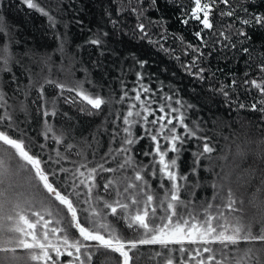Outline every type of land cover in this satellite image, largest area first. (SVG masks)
<instances>
[{"label": "snow or ice", "instance_id": "1", "mask_svg": "<svg viewBox=\"0 0 264 264\" xmlns=\"http://www.w3.org/2000/svg\"><path fill=\"white\" fill-rule=\"evenodd\" d=\"M64 2L48 0V7H44L39 0H21L22 5L46 17L50 29H56L60 24L58 15L52 13L62 14L60 5ZM67 2L73 6L76 0ZM164 3L179 8L178 20L182 25L195 26L192 34L198 44L180 39L185 44L184 54L188 55L189 50L193 53L191 63L183 67L198 81L206 79L205 69L199 66L201 57L206 55L202 49L212 45L217 50H235L251 57L250 48L245 46L251 37L245 29L264 30V13L251 12L243 6L238 10L232 0H188V3L164 0ZM159 7L160 0H128L126 5L117 8L116 18L105 9L106 23L111 25V31L102 26H97L95 31L88 29L91 34L84 45L94 47L99 54L91 63L92 70L100 73L101 80L114 70L118 61L122 74L124 61L129 59L133 66L145 67L147 60L140 59L134 52L122 57L117 47L125 35L132 40L148 39L151 44H159L158 40L150 38L148 27L154 23L163 28L164 21H152L145 15ZM238 11H243L245 16L240 17ZM125 12L136 17L129 32H125L118 22ZM226 18H232L233 22L223 23ZM145 19L149 20V25L144 23ZM235 21L244 27L236 28ZM77 23L83 25L81 20ZM56 38L63 51L64 38L59 34ZM16 43L14 33L0 17V264H94L98 254L100 264H139L144 255L141 246H158V250L148 257L155 259L156 264H177V253L178 264H264V175L259 177V184L255 185L249 199V203L258 209L257 214L246 219L244 209L237 207L244 201L238 200L231 187V171H225L223 167L220 171L215 170L213 161L216 158L212 154L216 148L210 143L211 137L201 135L205 129L198 121H193L192 125L186 122L187 113L197 108V104L174 100L176 94L173 93L160 97L164 103L153 109L152 105L157 103L153 99L156 93L143 83L142 72H136L137 86L130 90L134 96H129L121 79V95L116 103L135 102L128 104L125 115H117L111 120L109 150L97 161L100 129L92 134L91 141H83L84 148L66 142V131L57 129L47 119L58 114L54 98L50 108L47 102L40 106L41 135L46 142L50 140L62 146L64 153L76 149L74 154L80 160L71 161L59 148L51 149L44 159L48 144L40 143V152H34L31 137L16 119L19 110L25 114L27 122L29 114L25 100L36 86L31 71L24 69L29 83L21 87L14 71L17 65L23 67L14 50ZM256 68L258 74L255 77L246 71L242 81L233 79L227 86L221 84L210 90L223 95L229 104V89L241 87L249 94L256 90L258 97L250 106L238 103V107L264 114V58ZM92 70L84 69V78L76 80L74 86L45 77L36 88L38 98L45 99V86L52 85L59 90L57 98L63 96L64 102L81 114H100L112 99L100 91L92 92V88L101 87L92 77ZM65 92L75 95L64 96ZM21 93L25 100L19 102L17 109L9 101ZM142 93L146 94L143 100ZM157 111L162 114L157 115ZM63 116L67 121L72 119L67 112ZM150 116L153 118L149 119ZM119 120L122 124L117 125ZM136 127L142 129V135L134 133ZM103 132L108 133V128L103 127ZM143 139L150 141L142 153L149 158L147 163L135 157V146ZM190 141H197V147L191 153L187 171H182L180 160ZM87 150H91V159ZM236 155L245 157L247 153L238 147ZM256 156L264 163V140L260 141ZM65 162L74 167H65ZM109 164L114 166H106ZM201 171L208 173L210 178L202 180ZM247 171V182L251 184L257 171ZM260 171L264 172V169ZM103 173L112 175L105 178ZM98 177L105 181L102 189ZM153 180L158 182L155 186ZM202 188H211V196L198 198L197 193Z\"/></svg>", "mask_w": 264, "mask_h": 264}, {"label": "trees", "instance_id": "2", "mask_svg": "<svg viewBox=\"0 0 264 264\" xmlns=\"http://www.w3.org/2000/svg\"><path fill=\"white\" fill-rule=\"evenodd\" d=\"M183 2L188 3V0H183ZM39 3L41 6L48 7V0H39ZM127 3L128 0H76L75 5L70 6L65 0L60 5L63 10L62 14L52 13L58 15L60 24L56 29H50L46 17L22 5L21 0H0V17L5 20L14 33L15 40L18 41L14 45V50L18 54L23 67L17 65L14 67V71L19 77L21 87L23 88L29 83V76L24 69H29L36 81V86L31 89L27 100L21 93L15 99L9 101L19 109V102L25 100L29 114L27 122L25 123V114L19 110L16 112V119L20 121V126L26 131L27 136L31 137L34 145L33 151L39 153V144L47 143L48 148L43 153L44 159H47L49 151L53 148H59L61 153H64L62 146H57L50 140L46 142L41 135L43 132V118L40 106L47 102L50 108L53 99L56 98L58 114L55 118L48 117L49 122L57 129L66 131V142L76 143L81 148L85 147L83 141L85 139L91 141L92 134L96 133L99 128L100 146L97 157L100 159L109 150L110 132L113 127L111 120L117 115L121 117L125 115L128 104L135 102L126 100L123 104L116 103L121 95L120 81L123 79L129 90V96H134L135 93L130 90L137 86L135 84L136 72L140 71L144 76L143 83L156 93L153 99L157 100V103L152 105L153 109H158L164 103L160 97L173 95V93L176 94L174 100L182 99L185 102L197 104V108L187 113L186 122L192 125L193 121H198L205 129L201 135L211 137L210 143L216 148V151L212 154L216 158L213 161L216 165L215 170L220 171L223 167L225 171H231V187L238 200L243 199L244 201L243 205L238 203L237 207H242L245 218L251 219L257 214L258 209L249 203L250 194L255 190V185L259 184V177L264 175V172L260 171L264 169V163H261L256 156L260 141L264 140V114L252 112L248 109H240L238 103L250 106L258 97V93L256 90H252L249 94L241 87H237L235 90L229 89L231 97V103L229 104L223 95L210 89L219 88L221 84L227 86L233 79L242 81L245 78L244 73L246 71L249 72L251 77L257 76L256 65L264 58V30L245 29L251 37L250 42L245 45L250 48L251 57L235 50L227 51L222 48L217 50L212 45H209L207 49H202L206 55L201 57L199 66L205 69L206 79L198 81L188 75L183 67V65L191 63L193 53L189 50L188 55L184 54L185 44H182L180 39L183 38L187 43L198 44L199 41L192 34L196 30L195 26L182 25L178 20L179 8L167 5L164 0H160L159 9L149 11L145 15L151 18L152 21L163 19L164 27L161 28L154 23L149 25V20H144V23L149 25L150 38L153 41L158 40L159 44H151L148 39L132 40L125 35L121 37V42L117 47V51L122 57L134 52L137 57L147 60L148 63L143 69H140L138 65L133 66L131 59L126 60L124 61L125 68L122 74L118 61L114 70L110 71L108 76L101 80L100 73L92 70L91 63L98 58L99 54L94 47L84 45V41L91 34L88 29L95 31L97 26H102L111 31V25L106 23L105 9L113 15V18H116L117 8ZM232 3L238 10L243 6L251 12L264 13V0H253L252 3H248L247 0H232ZM238 15L244 17L245 13L238 11ZM216 19L218 20L219 17L217 16ZM77 20L83 21V25L78 24ZM118 22L125 32H129L136 23V17L130 12H125L118 18ZM231 22H233L232 18H226L223 23ZM219 27L218 24L217 28ZM235 27L244 26L239 21H235ZM57 34L64 38L63 51L60 50L61 42L57 40ZM233 38L235 39V37ZM239 47L238 44L237 48ZM25 53H28V55H25ZM84 69L92 70V77L101 84L99 89L92 88V92L100 91L104 96H110L112 99V103L105 106L100 114L92 116L81 114L65 103L63 96L57 98L59 90L52 85L45 86V99L38 98L39 93L36 88L40 83H43L45 77L74 86L76 80L84 78ZM2 75L6 76L7 74ZM85 87L90 88L91 86L85 85ZM6 90L11 93L10 89L6 88ZM69 95L74 96L75 93H64V96ZM144 95L146 94L142 93V100ZM137 106L139 107V105ZM173 106H176L174 101ZM117 109H119V112L116 111ZM65 112L72 117L70 121H67L63 116ZM109 112H111V115H109ZM156 114L161 115L162 113L157 111ZM152 118V116L149 117V119ZM116 123L120 125L122 120ZM103 127H107L109 132L104 133ZM178 131L182 132L183 129H178ZM134 133L137 135L143 134L140 127H136ZM13 135L16 134L13 133ZM197 143V141H190L185 145L187 151L183 153L180 160L182 171H187L190 166L191 153L196 149ZM149 144L148 139H143L135 146L137 160L148 162L149 158L144 157L142 153L149 147ZM93 146L95 147V145ZM238 147L247 153L245 157L236 155ZM75 151L76 149H73V152L67 153V155L74 157L76 156ZM87 151L91 153V150ZM54 153L51 154L54 156ZM222 156H226L227 159H219ZM106 166L113 167L114 165L109 164ZM249 169L257 171V176L253 178L251 184L247 182V170ZM111 175V173L102 174L105 178ZM200 176L202 180L205 177L210 178L209 174L204 171H201ZM97 179L102 189L105 181L99 177ZM157 183V181H152L153 186ZM226 191L227 189H225V194ZM211 194V188H202L198 191L197 196L203 198L205 196L210 197ZM235 215H240V213H235ZM73 231L75 230L73 229ZM141 248L144 255L139 264H156L155 259L150 260L148 257L154 250H158V246H141ZM62 259L67 260L68 257H62ZM100 259L98 254L94 258V264H100ZM116 259H119V257L116 256ZM176 259L178 264V253Z\"/></svg>", "mask_w": 264, "mask_h": 264}, {"label": "rangeland", "instance_id": "3", "mask_svg": "<svg viewBox=\"0 0 264 264\" xmlns=\"http://www.w3.org/2000/svg\"><path fill=\"white\" fill-rule=\"evenodd\" d=\"M62 154H67V153H62ZM54 156H55V153H54ZM88 158L91 159V153L88 152ZM98 157H96V160L98 161ZM70 160L71 161H79L80 160V157L78 156H74V157H70ZM64 166L67 167V168H73L74 165L72 163H69V162H65L64 163Z\"/></svg>", "mask_w": 264, "mask_h": 264}]
</instances>
